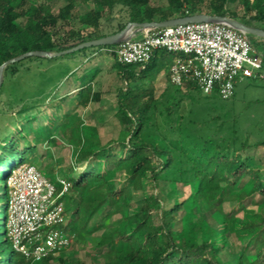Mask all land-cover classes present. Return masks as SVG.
<instances>
[{
  "label": "trees",
  "instance_id": "1",
  "mask_svg": "<svg viewBox=\"0 0 264 264\" xmlns=\"http://www.w3.org/2000/svg\"><path fill=\"white\" fill-rule=\"evenodd\" d=\"M151 1L165 5H151ZM60 2L64 5L55 13L53 5ZM237 2L0 0V66L28 52L57 54L81 44L57 43L53 37V29L75 18L93 33L85 42L116 34L127 24L165 22L200 14L228 17L264 31V0H240L241 14L227 8ZM78 4L88 6V11L79 14ZM116 8L126 12L127 22L119 24L114 32L103 33L102 21L109 20ZM74 34L70 33V37L74 38ZM114 48L115 44L98 46L95 51L110 52L112 67L124 83L116 91L114 117L125 128L115 140L103 144L94 127L86 126L80 116L65 112L59 104L46 106L45 100L25 104L20 96L16 102L15 94L5 104L0 99V114L7 117V125H2L0 118V264H49L53 260L60 264H264V175L240 154L251 144L238 138L232 125L231 129L223 128V123L215 125L214 116L184 119L182 103L191 93H201L192 81H184L183 87L170 83L160 97H155L153 82L157 77L164 72L169 80L172 57L165 58L169 53L156 51L144 65H127L117 61ZM63 56L34 58L56 60ZM23 60L7 65L3 76L13 77L18 72L15 65ZM96 70L86 83L79 81L72 96L77 107L86 108L97 99L92 87ZM87 77L82 75L79 80ZM4 86L3 82L0 94ZM214 96L217 94L205 97ZM18 103L24 104L15 110ZM59 116L61 122L56 127ZM39 117L47 119V123L32 127ZM51 130L54 134L45 137ZM56 133L75 148L74 164L65 167L62 178L68 189L60 198L65 202L68 219L58 226L69 232L70 244L55 255L35 261L12 247L7 229V181L12 170L24 164L38 144L56 146ZM79 164L82 168L77 170L75 166ZM36 168L55 177L48 167ZM161 182L171 187L164 197L145 194L141 205L132 206L133 192L142 191L145 183ZM54 185L58 191L61 189L59 183ZM178 185L190 189L182 201L176 198ZM168 200L172 204L165 207ZM225 204L231 207L224 210ZM200 206L214 224L197 215ZM98 232L92 248L100 263L68 258V250L73 246L84 250L87 237ZM232 239L240 246L234 258L225 261L222 256Z\"/></svg>",
  "mask_w": 264,
  "mask_h": 264
},
{
  "label": "rangeland",
  "instance_id": "2",
  "mask_svg": "<svg viewBox=\"0 0 264 264\" xmlns=\"http://www.w3.org/2000/svg\"><path fill=\"white\" fill-rule=\"evenodd\" d=\"M239 1L235 4H228V10L241 14L242 6ZM63 5V2L54 4V12L56 13L57 9ZM151 5H165V3H154L151 1ZM88 9V6L80 4L76 6V11L79 14L86 13ZM126 22V12L116 8L109 20L104 19L102 21L101 31L106 34L114 32L117 30L119 24H125ZM131 31H135V28H131ZM72 32L75 33L74 38L70 37V33ZM92 34L91 29L81 25L76 18L71 22L61 23L53 29L54 41L57 43H82L89 39ZM249 38L254 43L256 52L264 59V38L256 36H249ZM95 49L96 47L85 48L56 60L34 57L25 59L15 65L18 72L11 78L8 76L4 77L3 70L0 79V87L3 82L5 83L0 94L2 103L5 104L7 100H12V95L15 94L16 99L14 101L16 102L20 101V97H22L25 104L36 101L40 103L44 100L46 106L48 104H59L65 112L80 116L86 126L94 127L103 144L109 140H115L119 132L125 128L121 127L114 117L117 110L116 91L123 87L124 83L112 67L113 60L110 58V52L107 50L95 51ZM171 57L169 54L165 56L166 60H169ZM94 68L97 70L93 77L92 87L93 92L97 95V99L92 101L86 108L77 107L76 99L72 96L78 89L79 81L86 83L94 74ZM85 74L88 77L79 80ZM170 83L165 73L162 72L153 82L155 97H160L163 91L169 87ZM24 103H18L13 108L16 110ZM190 110L191 114H189ZM180 112L183 114L184 119H188L189 117L202 120L207 118V116H214L217 118L214 122L215 125L223 123V128L227 129H231L232 125L238 133V138L251 144L250 147L240 154L248 158L250 163L264 175V145H252L253 143L264 142V78L244 79L240 81L235 86L234 96L227 101L221 100L218 96L207 98L202 93L198 95L191 93L182 103ZM47 113L49 114V109H47ZM0 118L2 125H7L5 121L7 117L0 114ZM11 119L13 121L15 117ZM59 122H61V116L55 122L56 127ZM46 123L47 119L44 120L39 117L33 121L31 126L37 127ZM50 134L53 135L54 131L51 130V133L48 132L45 137H49ZM56 136L59 141L56 146L46 143L38 144L37 149L34 148L33 153L30 154L28 160L24 163L33 165L35 168L39 167L42 169L48 167L52 169L55 172L54 178L50 174H42L53 184H58L57 180H63L64 169L66 166L74 164L75 155V148L70 147L66 142L62 141L58 133H56ZM81 166L79 164L75 167L79 170L82 168ZM170 189L171 187L163 182L157 184L145 183L142 191L133 192L132 206L142 204V195L152 193L164 197ZM189 193V187L178 185L176 198L178 201H182L189 196ZM63 203L65 202L63 201ZM171 204L172 201L168 200L164 205L167 207L171 206ZM249 204L248 202L247 205ZM230 207L231 204H225L224 210H228ZM197 215L205 217L210 223L214 224L210 214L207 213L203 206H200V211H197ZM67 219L68 216H66V221ZM174 228L178 230L179 225L175 224ZM99 235L100 232L87 237L88 243L84 250L73 246L67 251L68 258L87 263H100L99 255L92 248ZM63 236L68 237L69 232L64 230ZM239 246L240 244L232 239L229 247L224 251L222 259L225 261L232 260ZM49 264L60 263L53 260Z\"/></svg>",
  "mask_w": 264,
  "mask_h": 264
},
{
  "label": "built area",
  "instance_id": "3",
  "mask_svg": "<svg viewBox=\"0 0 264 264\" xmlns=\"http://www.w3.org/2000/svg\"><path fill=\"white\" fill-rule=\"evenodd\" d=\"M156 51L172 56V84L182 86L184 81H192L205 96L217 94L221 100H229L240 81L264 78L263 58L247 35L224 22L131 31L114 48L117 61L127 65H144ZM57 181L59 191L29 164L16 167L7 181V229L12 247L35 261L55 255L70 244L58 229L66 223L60 198L67 192L68 184Z\"/></svg>",
  "mask_w": 264,
  "mask_h": 264
},
{
  "label": "water",
  "instance_id": "4",
  "mask_svg": "<svg viewBox=\"0 0 264 264\" xmlns=\"http://www.w3.org/2000/svg\"><path fill=\"white\" fill-rule=\"evenodd\" d=\"M207 21H217V22H224L233 28L243 32L246 35L256 36L258 38H264V31L254 28H248L242 24H240L237 21H234L228 17H219V16H210L205 14L200 15H194L190 17H185L181 19H172L165 22H152V23H145V24H127L126 27L113 35L106 36L100 39L91 40L87 42H83L71 49L59 52L57 54H48L45 52H28L25 54H22L14 59H11L4 64L0 66V79L2 76V72L4 68L12 63L19 62L23 59L29 58V57H53V56H60V55H67L71 54L75 51H78L80 49L90 48V47H98V46H106V45H114L116 44L121 38H123L127 33L130 32L131 28H135V31L141 30V29H152V28H165V27H173L180 24H187V23H199V22H207ZM1 81V80H0Z\"/></svg>",
  "mask_w": 264,
  "mask_h": 264
},
{
  "label": "crops",
  "instance_id": "5",
  "mask_svg": "<svg viewBox=\"0 0 264 264\" xmlns=\"http://www.w3.org/2000/svg\"><path fill=\"white\" fill-rule=\"evenodd\" d=\"M171 59V58H170Z\"/></svg>",
  "mask_w": 264,
  "mask_h": 264
}]
</instances>
